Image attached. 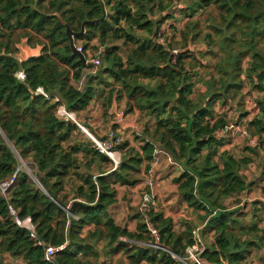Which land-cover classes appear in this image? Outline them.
<instances>
[{
    "label": "trees",
    "instance_id": "16d2710c",
    "mask_svg": "<svg viewBox=\"0 0 264 264\" xmlns=\"http://www.w3.org/2000/svg\"><path fill=\"white\" fill-rule=\"evenodd\" d=\"M23 39L41 53L20 60ZM95 50L98 66L88 55ZM95 102L102 116L124 103L140 124L138 146H116L117 166L58 114L64 105L81 117ZM233 121L257 138L248 150L261 149L264 0H0V181L16 175L6 195L0 191V264H184L173 254L188 259L198 227L202 259L246 264L264 247V202L240 199L253 185L245 174L252 158L227 147L230 133L222 132ZM157 147L178 164L173 183L198 212V227L186 221L178 230L154 204L138 213L134 230L117 222L118 186L139 184ZM9 205L32 219L45 244L64 246L54 261Z\"/></svg>",
    "mask_w": 264,
    "mask_h": 264
},
{
    "label": "rangeland",
    "instance_id": "374dc122",
    "mask_svg": "<svg viewBox=\"0 0 264 264\" xmlns=\"http://www.w3.org/2000/svg\"><path fill=\"white\" fill-rule=\"evenodd\" d=\"M169 22H173V20L166 22V24H168ZM183 22V20H179L176 23L178 26H181ZM22 41L24 42L23 45L21 43ZM22 41L18 45H22V47H25L27 40L23 39ZM88 55L91 63V59L100 57V50L88 51ZM93 70L95 69L92 67L90 70H87L86 73L92 72ZM247 90L248 88L245 89V92H247ZM248 100L250 101L252 100V98H248ZM113 107L110 109L112 110V115L108 114L102 116V113L101 115H99V119L101 117L106 121H103V123L100 125L95 122V126H97L98 129L103 128L105 130L106 128H109L110 130L112 121L114 119V109H124L125 105L123 103L121 106H119L118 103H115V106ZM245 108L246 110L250 111V114H253L256 111L254 102L247 103V105H245ZM236 112H238L237 108L232 107L230 113L234 114ZM86 118H95L91 115V112L88 109L82 113L81 117L76 115V119L81 123H84V121H86ZM126 118H134V116L127 115ZM248 118H245V120H248ZM127 123L128 125L126 126V128L121 129L118 133L122 135L123 140H129L132 145L138 146V142L136 141L134 135H136V132L141 131L140 124L137 119L132 125L129 124V121H127ZM225 138L228 140L231 150H233L237 155H247L252 158V163L248 167L250 173L261 169L264 171V144L263 146H261V149L252 151L253 149L248 150L249 141L246 139L231 134H227ZM164 155L165 154H160L158 161L159 163L153 165L152 172L146 174L145 176H142L143 179L139 184L132 187L118 186V203L112 207V212L118 223L126 225L131 230H134L136 228L137 222L141 220L137 218V216L141 211L143 196L147 192H150L151 196H153L154 208L158 211H162L165 216L172 217L178 230H181L183 228L184 222L186 221H191L196 227L200 225L198 212L188 207V205L182 201L181 197L178 194L177 185L173 183V178L180 172L178 164H172ZM149 182H151L152 185H149ZM240 199L243 200V198ZM231 202L232 200H230V203ZM262 226H264V220ZM263 255L264 247L261 252H254L246 264H261L262 261L264 264V260H260L259 258V256L263 257ZM117 258L118 257L116 256L115 260ZM188 261L190 264H194L193 259H189Z\"/></svg>",
    "mask_w": 264,
    "mask_h": 264
},
{
    "label": "built area",
    "instance_id": "2783aa9c",
    "mask_svg": "<svg viewBox=\"0 0 264 264\" xmlns=\"http://www.w3.org/2000/svg\"><path fill=\"white\" fill-rule=\"evenodd\" d=\"M77 48L79 51H82L81 46H79ZM20 60H22V59H20ZM91 63L95 66H98V65H100V59L99 58L91 59ZM18 77L20 79H24L25 78L24 72L20 71L18 73ZM38 92L46 95L45 92L41 88H38ZM113 113L115 114V123L118 124L119 126L123 125V123L126 120V116H127L125 114V111L123 109L116 108V110ZM58 114L62 118L73 120L76 124H78L80 126V128L86 133V135L89 138H91V140L94 142L95 147L100 152L106 154L114 162L115 166L119 165V163L121 161V153H120V151H118L116 149V146L118 144H120L123 140V138L118 135V131H120V129H118L117 131L110 129L105 136L101 137V136H98L94 131L92 132L90 129H88L86 126H84L80 121H78L76 119L75 113L69 111L64 105H61L59 107ZM227 133H230L231 135H235V136H239V137L247 139L251 146H258L257 138H254L249 134L246 126L243 123H240L237 121L231 122L229 124V126L226 128V130H224V132H222V134H224V135ZM160 154L161 155L162 154L167 155L169 161L171 163H174L172 158L169 157V155L164 150L157 147L155 149V160H154L155 165L159 163L158 161H159ZM150 172H152V170ZM15 176L16 175L14 174L8 180L0 181V191L2 194L6 195L7 190L9 189L11 184L15 181ZM148 184L152 185L151 182H149ZM153 203H154L153 202V196H151V194L147 192L143 196L141 211L146 212L148 210V208L150 207V205ZM9 210H10V213H11L15 223L18 226L28 230L30 233V236L36 241L37 245L44 246V248H45V259L47 261H50V262L54 261L56 252L59 249H62L64 246L54 247L52 245L45 244L37 236L35 224L33 223L32 219L30 217L21 218L18 215L17 209L14 208L12 205H9ZM149 229L158 239L159 237H158L157 230L153 226H151L150 224H149ZM200 229H201V227H198L193 232L194 238L196 241L192 246L187 248L188 260L193 259L194 263H196V264H209L204 259H202V257L200 256L201 252L204 249V240L202 239V237L200 235ZM156 246L167 250L163 246H160V245H156ZM182 259L183 258L179 257L180 261L189 262L186 259H183V260Z\"/></svg>",
    "mask_w": 264,
    "mask_h": 264
},
{
    "label": "crops",
    "instance_id": "0c3cea01",
    "mask_svg": "<svg viewBox=\"0 0 264 264\" xmlns=\"http://www.w3.org/2000/svg\"><path fill=\"white\" fill-rule=\"evenodd\" d=\"M21 43L23 45L24 42L22 41ZM22 45H18V48H19L18 57L22 60L27 59L30 56H37L41 53V49H42L41 46L32 47V46L28 45L27 43H26L25 47H22ZM96 103L97 102H95L89 108L91 115L94 116L95 118L94 119H87L86 121H87V124L91 127V129L98 136L103 137L107 134V132L109 131V128H106L104 130L103 128L98 129L97 126H95V122H97L100 125L103 123V121L104 122L106 121V120H103L101 117H100L101 120L99 119V115H101L102 112H101L98 104H96ZM114 106H115V104H114ZM115 110H116V108L114 109V111ZM111 112H112V110H111ZM132 116H134V118H126L123 125H121L119 127L120 130L126 128V126L128 125L127 121H129V124H131V125L135 122L137 117H136V115H132ZM112 123H113V121H112ZM227 147L230 148L229 145H227ZM245 174L247 176V180L249 182H253V185L250 187L248 192L244 195L243 200L244 201L245 200H247V201L260 200V201L264 202V171L261 169V170L250 173L249 168H248V169H246ZM208 239H209V241H212L213 237L210 236V238H208Z\"/></svg>",
    "mask_w": 264,
    "mask_h": 264
},
{
    "label": "water",
    "instance_id": "95a60500",
    "mask_svg": "<svg viewBox=\"0 0 264 264\" xmlns=\"http://www.w3.org/2000/svg\"><path fill=\"white\" fill-rule=\"evenodd\" d=\"M102 1V0H101ZM106 15V11H104V17ZM85 25V24H84ZM84 31V26H83V30L82 32ZM67 34L70 38V43H71V47L73 48L74 52L76 54H78L81 58V60H83L85 63L87 62V59L85 57V55L82 53V51H79L77 46L75 45V40H74V36L76 35L71 29L70 27L67 26ZM169 251V250H168ZM175 257H178L176 254H173ZM179 258V257H178ZM181 260V259H180ZM183 260V259H182ZM184 264H190L189 262H185L183 261Z\"/></svg>",
    "mask_w": 264,
    "mask_h": 264
}]
</instances>
